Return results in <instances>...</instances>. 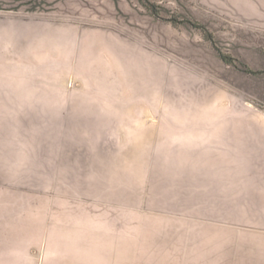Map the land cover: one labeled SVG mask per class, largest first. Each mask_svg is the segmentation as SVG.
<instances>
[{
  "label": "rangeland",
  "instance_id": "obj_1",
  "mask_svg": "<svg viewBox=\"0 0 264 264\" xmlns=\"http://www.w3.org/2000/svg\"><path fill=\"white\" fill-rule=\"evenodd\" d=\"M256 126L264 0H0V264H264Z\"/></svg>",
  "mask_w": 264,
  "mask_h": 264
},
{
  "label": "crops",
  "instance_id": "obj_2",
  "mask_svg": "<svg viewBox=\"0 0 264 264\" xmlns=\"http://www.w3.org/2000/svg\"><path fill=\"white\" fill-rule=\"evenodd\" d=\"M242 144L240 151H236V153H241L243 158L249 160L241 158L243 160L240 163L242 166L240 164L237 166L236 160L233 169L236 170L237 175L241 176L238 178L245 185L243 191L246 189L254 192L253 198L264 202V127L259 126L257 129L256 126L249 133L246 131L242 136ZM236 177L234 175L232 180H236ZM233 182L235 184L237 180ZM257 223H264V219L257 221Z\"/></svg>",
  "mask_w": 264,
  "mask_h": 264
}]
</instances>
